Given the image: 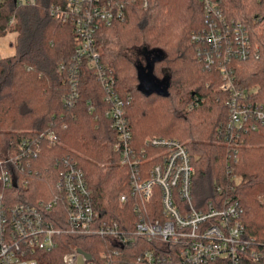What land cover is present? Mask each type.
I'll use <instances>...</instances> for the list:
<instances>
[{
	"label": "trees",
	"instance_id": "trees-1",
	"mask_svg": "<svg viewBox=\"0 0 264 264\" xmlns=\"http://www.w3.org/2000/svg\"><path fill=\"white\" fill-rule=\"evenodd\" d=\"M54 2L35 0L28 5L0 0V37L15 34V55L0 59V159L14 157L24 138L35 141L48 131L58 138L54 146L41 144L40 155L28 165L24 161L19 169L8 166L13 185L5 189L0 183V194L9 205L49 199L55 195V161L68 159L83 171L92 206L101 218L117 221L127 231L138 218L131 201L123 208L118 202L120 194H129V172L114 151L116 134L104 116L103 91L86 64L79 75L77 101L72 108L63 105L62 97L71 88L60 67L69 64L77 42L70 24L49 16L48 8ZM120 2L125 7L124 21L100 26L95 48L100 62L112 70L120 97L129 98L125 116L131 146L139 151L154 136L183 143L194 168L195 203L202 206L225 197L236 199L243 210L246 235L264 244V205L257 199L264 194V126L256 132H242V143L232 157L219 133L227 120L224 103L229 95L219 91L220 73L204 69L191 41L192 33L203 26L202 6L197 0ZM214 2L227 19L246 28L252 45L258 48L257 59L234 61L231 67L235 89L264 106V0ZM131 52L144 56L160 52L161 56L148 63L146 57L132 58ZM141 68L149 72L148 81L162 93L149 86L143 89ZM228 166L230 174L239 178L237 183L227 174ZM64 207L61 204L50 214L56 228H66L56 215ZM147 209L160 219L157 196ZM71 243L90 254L95 264H137V255L156 246L145 238L121 245L108 237L63 233L53 250L35 254L37 264H62ZM175 261V256L166 255L159 264ZM256 264H264V257Z\"/></svg>",
	"mask_w": 264,
	"mask_h": 264
},
{
	"label": "built area",
	"instance_id": "built-area-1",
	"mask_svg": "<svg viewBox=\"0 0 264 264\" xmlns=\"http://www.w3.org/2000/svg\"><path fill=\"white\" fill-rule=\"evenodd\" d=\"M18 1L31 5L35 0ZM54 1L48 8L49 16L58 23L70 24L77 42L69 64L60 67L67 73L71 88V93L62 97L63 105L72 108L77 101L79 75L86 64L103 91L107 106L104 116L116 134L114 151L119 154L120 165L129 172V194L119 195V205L123 208L131 201L138 218L127 231L117 221L103 220L92 206L83 171L68 159H56L55 195L49 199H40L35 204L9 205V200L0 194V264H37L35 254L53 250L63 233L108 237L121 245L135 238L156 242L154 248L137 255V264H159L166 255L175 256V264L259 263L264 257V244L246 235L243 210L236 199L225 197L202 206L195 203L194 168L183 143L154 136L148 137L139 151L131 146L132 136L125 116L129 98L120 97L112 70L100 62L95 48L100 26L124 21V4L120 0ZM197 1L203 8V26L192 33L191 41L196 45V55L204 69L220 73L219 91L229 95L224 103L227 120L219 133L235 157L242 143V132H256L264 126V106L235 89L231 63L257 59L259 52L246 28L227 19L214 0ZM43 143L54 146L58 138L52 131L40 134L35 141L24 138L17 144L14 157L0 159L3 188L13 185L8 166L19 169L24 161L28 165L30 160L38 158ZM226 170L230 175L231 167ZM221 191L217 189L218 193ZM156 196L160 219L147 209ZM61 204L65 205L63 212L58 211L56 215L65 224L63 229L50 222L51 212ZM67 248L62 264H95L74 243Z\"/></svg>",
	"mask_w": 264,
	"mask_h": 264
},
{
	"label": "rangeland",
	"instance_id": "rangeland-1",
	"mask_svg": "<svg viewBox=\"0 0 264 264\" xmlns=\"http://www.w3.org/2000/svg\"><path fill=\"white\" fill-rule=\"evenodd\" d=\"M14 42H15V34L14 33H8L7 35L0 37V59H5V58H8V57H11V56L15 55V48L12 45ZM142 54L143 53H141L139 55L138 53L131 52L130 56L132 58L136 57L138 59H141L142 57H146V60H147L148 63L151 62V60H153L154 58L157 59V58H159L161 56L160 52H154V53L146 52V53H144L145 56L142 55ZM140 75H141V79H142V87H143V89H149V87H148V80L150 78L149 72L144 70L143 68H141ZM187 109L190 110L191 109V105H189ZM177 125H178L177 126V130H181V126H183V123L177 124ZM229 177L232 180H234L235 183H237L238 180H239L238 177L232 176L231 174H230ZM257 199L260 202V204L264 205V194L258 196Z\"/></svg>",
	"mask_w": 264,
	"mask_h": 264
},
{
	"label": "water",
	"instance_id": "water-1",
	"mask_svg": "<svg viewBox=\"0 0 264 264\" xmlns=\"http://www.w3.org/2000/svg\"><path fill=\"white\" fill-rule=\"evenodd\" d=\"M148 86H149L150 88L153 87L152 89H155V91H157V92H159V93H162V92H163L162 89H160V87H158V86L154 87V85L151 84L149 81H148ZM79 252L82 253V254L86 257L87 260H91L92 257H91L90 254H88V253L82 251L81 249H79Z\"/></svg>",
	"mask_w": 264,
	"mask_h": 264
}]
</instances>
